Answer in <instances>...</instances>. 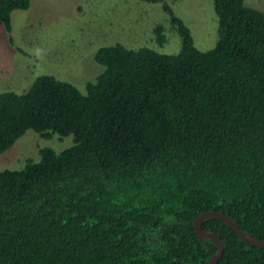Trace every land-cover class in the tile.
<instances>
[{
    "label": "trees",
    "instance_id": "obj_1",
    "mask_svg": "<svg viewBox=\"0 0 264 264\" xmlns=\"http://www.w3.org/2000/svg\"><path fill=\"white\" fill-rule=\"evenodd\" d=\"M162 4L177 53L105 45L84 92L48 74L0 92V153L26 130L72 140L0 170V264H208L192 228L206 211L264 241V10L212 0L217 37L198 50ZM27 7L0 0L6 32ZM200 227L222 241L216 264H264L225 223Z\"/></svg>",
    "mask_w": 264,
    "mask_h": 264
},
{
    "label": "rangeland",
    "instance_id": "obj_2",
    "mask_svg": "<svg viewBox=\"0 0 264 264\" xmlns=\"http://www.w3.org/2000/svg\"><path fill=\"white\" fill-rule=\"evenodd\" d=\"M162 2L189 28L198 50L213 46L217 24L212 0H28L27 9L10 13L8 32L0 22V92L21 93L41 74L67 81L84 92L85 82L97 71L93 55L105 45L177 53L179 37ZM244 2L264 10L262 0ZM156 24L163 27L161 46L153 40ZM71 144L70 135L43 139L26 130L0 153V170L19 169L26 158L38 160L37 148L58 152Z\"/></svg>",
    "mask_w": 264,
    "mask_h": 264
},
{
    "label": "water",
    "instance_id": "obj_3",
    "mask_svg": "<svg viewBox=\"0 0 264 264\" xmlns=\"http://www.w3.org/2000/svg\"><path fill=\"white\" fill-rule=\"evenodd\" d=\"M206 218L216 219L228 225L232 229V231L239 237V239L246 245L255 246L257 248H264V241L256 239L240 229L236 222H234V220H232L227 215L216 211L202 212L192 221V228L195 235L200 241H202L203 238H207L215 246V252L210 256L208 264H216L217 259L221 255L223 244L217 234L201 229L200 223L203 219Z\"/></svg>",
    "mask_w": 264,
    "mask_h": 264
}]
</instances>
